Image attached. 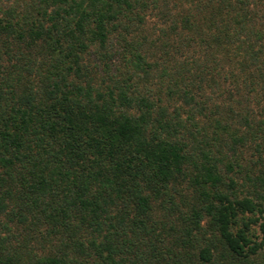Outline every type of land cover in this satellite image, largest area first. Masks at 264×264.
<instances>
[{
	"label": "trees",
	"instance_id": "trees-1",
	"mask_svg": "<svg viewBox=\"0 0 264 264\" xmlns=\"http://www.w3.org/2000/svg\"><path fill=\"white\" fill-rule=\"evenodd\" d=\"M0 264H264V0H0Z\"/></svg>",
	"mask_w": 264,
	"mask_h": 264
}]
</instances>
